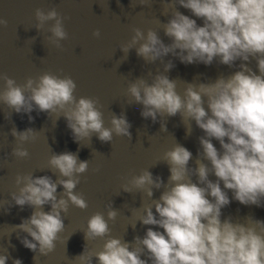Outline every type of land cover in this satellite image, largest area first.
<instances>
[{
	"label": "clouds",
	"instance_id": "1",
	"mask_svg": "<svg viewBox=\"0 0 264 264\" xmlns=\"http://www.w3.org/2000/svg\"><path fill=\"white\" fill-rule=\"evenodd\" d=\"M164 2L175 8L167 23L160 22L171 43L165 44L151 28L146 32L133 28L130 40L119 46L124 53L120 63L135 48L136 55L146 64L159 60L164 70L155 75L148 72L151 83L144 77L131 82L127 88L131 97L128 105H142L140 115L145 120L150 118L156 123L159 117L163 132H167L165 117L179 115L184 125L188 123L186 135H191L194 121L204 133L198 137L196 167H189L192 152L175 143L163 153L161 161L169 166L167 183L148 169L133 175L122 184L121 190L140 191L151 199V204H142V214L138 215L137 222L149 226L145 235L134 237L131 243L111 236L109 221H115L118 212L110 202L106 206L107 219L105 213L95 212L83 231L86 242L104 240L102 250L92 253L85 245L84 251L72 260L73 264H92L93 257L97 264H264V220L252 216L245 217L247 223L234 222L231 216L221 219L222 209L232 200L245 206L264 207V0ZM130 3L132 6L133 0ZM152 3L153 0L138 2L141 6ZM177 5L202 19L203 26L176 10ZM34 17L37 31L46 30L50 35L45 40L62 49L61 42L68 39L64 23L67 17L55 7L47 11L37 8ZM7 26L8 21L0 17V28ZM92 35L99 38L100 30H94ZM29 40L33 42L35 37ZM169 54L183 64L210 66L215 61L232 68L237 67V61L241 63L239 70L227 77L221 75L214 82L198 85L186 82L181 95L177 92V81L164 74L175 67L172 60L164 61ZM252 60L259 74L248 66ZM0 82V104L11 110L5 113L9 121L15 112L28 114L29 122H33L31 113L35 110L49 117L55 114L58 119L63 116L78 144L91 140L93 134L104 143L112 142L114 135L131 140V123L126 115L112 113L111 126L105 127L103 105L98 98H77V84L71 76L45 72L18 84L0 73ZM10 134L17 144L10 155L17 159L29 157L23 145L34 142L38 132L13 127ZM213 140L219 142V150ZM47 163L57 179L53 181L47 175L34 177L31 172L18 173L15 176L18 192L9 193L11 200L4 210L10 211L13 205L21 210L25 206L33 209L28 218L11 227L20 243L35 253L34 261L37 255L46 257L56 250L70 205L81 210L88 208L83 194L74 190L81 175L88 171L89 161L80 160L76 153L63 152L52 153ZM210 175L216 179H209ZM58 186L63 188L59 197ZM162 188L159 199H152L153 190ZM228 191L232 192L231 199ZM45 205L51 206L50 211H44ZM135 226L132 225L133 229ZM153 226L163 231L154 230ZM21 232L26 235L20 236ZM9 259L8 251L0 254V264ZM12 264L22 261L13 258Z\"/></svg>",
	"mask_w": 264,
	"mask_h": 264
}]
</instances>
